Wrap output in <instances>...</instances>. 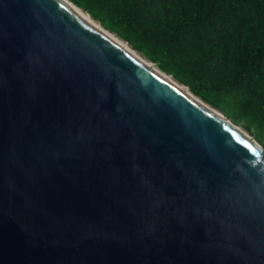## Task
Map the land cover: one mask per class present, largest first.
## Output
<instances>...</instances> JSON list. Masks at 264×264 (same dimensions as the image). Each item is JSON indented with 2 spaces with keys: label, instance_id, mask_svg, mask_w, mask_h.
Wrapping results in <instances>:
<instances>
[{
  "label": "water",
  "instance_id": "1",
  "mask_svg": "<svg viewBox=\"0 0 264 264\" xmlns=\"http://www.w3.org/2000/svg\"><path fill=\"white\" fill-rule=\"evenodd\" d=\"M220 114L63 1L0 0V264H264L263 149Z\"/></svg>",
  "mask_w": 264,
  "mask_h": 264
},
{
  "label": "trees",
  "instance_id": "2",
  "mask_svg": "<svg viewBox=\"0 0 264 264\" xmlns=\"http://www.w3.org/2000/svg\"><path fill=\"white\" fill-rule=\"evenodd\" d=\"M69 1L241 127L264 157V0Z\"/></svg>",
  "mask_w": 264,
  "mask_h": 264
},
{
  "label": "bare ground",
  "instance_id": "3",
  "mask_svg": "<svg viewBox=\"0 0 264 264\" xmlns=\"http://www.w3.org/2000/svg\"><path fill=\"white\" fill-rule=\"evenodd\" d=\"M66 5H68L74 12H76L79 16H81L84 20H86L90 25H92L95 29H97L99 32L103 33L107 37H109L111 40H113L115 43H117L120 47H122L124 50H126L128 53H130L135 59H137L142 64L149 67L153 72H155L158 76H160L162 79H164L166 82L171 84L173 87H175L178 91L188 96L190 99L201 105L203 108L211 112L212 114L216 115L217 117L221 119H225L220 113L213 110L210 106H207L202 100H200L198 97H195L192 95L185 87L178 84L176 81H174L170 76L166 75L165 73L158 70L153 64H151L147 59H145L143 56H141L139 53L131 49L127 44H125L123 41L118 39L115 35L111 34L109 31L102 28L97 22L92 20L85 12H83L81 9L76 7L72 2L69 0H61ZM227 124H229L233 129H235L236 132H238L241 136H243L245 139L252 141V139L247 136L246 134L242 133L236 126H232L228 121H225Z\"/></svg>",
  "mask_w": 264,
  "mask_h": 264
},
{
  "label": "rangeland",
  "instance_id": "4",
  "mask_svg": "<svg viewBox=\"0 0 264 264\" xmlns=\"http://www.w3.org/2000/svg\"><path fill=\"white\" fill-rule=\"evenodd\" d=\"M112 34V33H111ZM118 38V37H117ZM119 39V38H118ZM121 40V39H120ZM122 41V40H121ZM124 42V41H123ZM125 43V42H124ZM207 105V104H206ZM207 106H209V105H207ZM213 109V108H212ZM213 110H215V109H213ZM216 111V110H215ZM216 112H218V111H216ZM219 113V112H218ZM236 128H238L242 133H244V134H246L247 136H249L241 127H239V126H236ZM262 152H263V150H262Z\"/></svg>",
  "mask_w": 264,
  "mask_h": 264
}]
</instances>
